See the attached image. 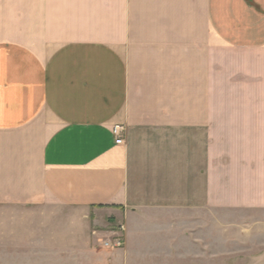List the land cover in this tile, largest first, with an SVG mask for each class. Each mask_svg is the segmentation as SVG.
<instances>
[{"label": "crops", "instance_id": "obj_1", "mask_svg": "<svg viewBox=\"0 0 264 264\" xmlns=\"http://www.w3.org/2000/svg\"><path fill=\"white\" fill-rule=\"evenodd\" d=\"M223 127L264 141V0H0V207L123 224L121 264H190Z\"/></svg>", "mask_w": 264, "mask_h": 264}, {"label": "rangeland", "instance_id": "obj_2", "mask_svg": "<svg viewBox=\"0 0 264 264\" xmlns=\"http://www.w3.org/2000/svg\"><path fill=\"white\" fill-rule=\"evenodd\" d=\"M222 129V206L219 213L216 209V221L206 223L200 231L194 245L197 253L190 255L189 262L264 264V141L231 144L227 128ZM66 219L69 218L65 215L55 216L52 209L24 211L20 207H0V264L126 261L124 231L119 247L106 244L114 243L113 237L123 224L115 225L111 234L101 233L92 239L88 225ZM103 225V230L111 226Z\"/></svg>", "mask_w": 264, "mask_h": 264}, {"label": "built area", "instance_id": "obj_3", "mask_svg": "<svg viewBox=\"0 0 264 264\" xmlns=\"http://www.w3.org/2000/svg\"><path fill=\"white\" fill-rule=\"evenodd\" d=\"M112 132L113 134L116 136L115 138V143L117 144H120L122 143V137H121V133H122V127L121 126H118V125H115L113 128H112ZM120 231H119V234H117L115 237H113L114 239V243H110V242H107L106 244L107 245H112V246H116V247H119L121 245V242H122V237H123V233L122 231L124 230V227L123 225H120Z\"/></svg>", "mask_w": 264, "mask_h": 264}]
</instances>
